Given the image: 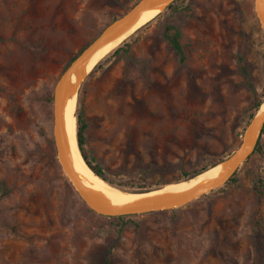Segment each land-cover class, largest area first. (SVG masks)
<instances>
[{"label": "rangeland", "instance_id": "1", "mask_svg": "<svg viewBox=\"0 0 264 264\" xmlns=\"http://www.w3.org/2000/svg\"><path fill=\"white\" fill-rule=\"evenodd\" d=\"M138 1L0 0V264H264V127L225 186L123 220L90 210L59 167L55 86ZM168 25L183 64L159 42ZM125 44L127 65L112 56ZM77 98L84 154L114 184L151 189L227 161L264 102L254 0H179L102 58Z\"/></svg>", "mask_w": 264, "mask_h": 264}, {"label": "water", "instance_id": "2", "mask_svg": "<svg viewBox=\"0 0 264 264\" xmlns=\"http://www.w3.org/2000/svg\"><path fill=\"white\" fill-rule=\"evenodd\" d=\"M177 0H140L138 1L129 11H127L123 16L117 18L112 23H110L101 34L86 48L84 51L68 66V68L63 72L60 79L58 80L53 95V139L56 148V156L59 167L67 179L70 186L74 189L76 194L80 197L82 202L94 213L99 216L107 218H122L134 215H144L150 213H158L163 211H168L182 207L186 204L193 202L194 200L201 198L203 196L209 195L213 191L225 186L235 173L239 170L242 164L246 161L249 154L253 151L258 136L261 134L264 127V112L259 113L263 105H261L257 114L250 121L244 133L242 135L241 143L237 150L232 154V156L224 162H229V167L226 169L224 175L211 183H205L198 185L189 191L175 195L165 201L157 204H146V205H129L125 208H112L104 204L98 203L92 200L81 181L79 180L77 174L72 168L70 159L68 157L67 149L65 148V143L62 133V110H63V96L66 88L67 80L69 76L85 64L92 55L102 46L110 42L113 38L125 32L128 27L132 24L136 16L152 8H160L162 11L168 8ZM254 10L257 21L264 34V5L263 0H254ZM161 11V12H162ZM253 140L250 151L248 152L249 144ZM79 148V147H78ZM221 162V163H224ZM220 164V163H219ZM204 173V172H203ZM201 173V174H203ZM198 174L188 180L181 182H173L172 184H179L182 182L190 181L198 177ZM107 183V182H106ZM112 188L117 189L124 194H144L150 191L145 190L141 193H135L114 187L107 183ZM167 186V185H166ZM165 187V186H163ZM162 187V188H163ZM157 190V189H155Z\"/></svg>", "mask_w": 264, "mask_h": 264}, {"label": "bare ground", "instance_id": "3", "mask_svg": "<svg viewBox=\"0 0 264 264\" xmlns=\"http://www.w3.org/2000/svg\"><path fill=\"white\" fill-rule=\"evenodd\" d=\"M161 11L160 8H152L139 13L125 32H122L110 42L100 47L85 64L69 76L64 91L62 133L72 168L87 191L89 197L98 203L112 208L121 209L133 204L146 205L160 203L175 195L189 191L198 185L211 183L220 179L229 167V162L220 163L190 181L167 185L162 189L144 194H124L117 189L112 188L101 178L97 177L87 166L78 148L75 114L78 99L77 93L81 84L93 72L95 66L102 58L110 54V52L117 46L132 37L143 25L157 18ZM262 112H264V103L259 113ZM252 143L253 140L249 144L248 152L250 151Z\"/></svg>", "mask_w": 264, "mask_h": 264}, {"label": "trees", "instance_id": "4", "mask_svg": "<svg viewBox=\"0 0 264 264\" xmlns=\"http://www.w3.org/2000/svg\"><path fill=\"white\" fill-rule=\"evenodd\" d=\"M179 0L175 1L172 5H170L168 8H172V6L178 2ZM136 4V3H135ZM134 6V5H133ZM132 6V7H133ZM131 7V8H132ZM158 39H159V42L162 40L164 42L167 43L168 47L171 49V51H173L176 56L178 57L179 59V62L180 63H184L185 60H186V57H185V53L183 51V46L181 44V36H180V32L178 31L177 28H175L174 26H171V25H168L164 32L162 33L161 36H159L158 34ZM88 47V46H87ZM87 47H85L84 49H86ZM84 49L79 52L76 56H74L72 59H71V63L84 51ZM113 57H117L119 61H124L125 62V65L129 64L131 59H132V52L131 50L129 49V45L128 44H125L123 47H120L118 48L116 51L113 52L112 54ZM70 63V64H71ZM132 65L134 66H140L142 65V62H136V63H132ZM68 68V67H67ZM94 71V70H93ZM125 99V98H124ZM262 105V101H259L256 105V112L255 114L252 116L254 117L257 112L259 111L260 107ZM76 118H77V124H78V130H77V142H78V145H79V150L83 156V159L84 161L86 162L87 166L91 169V171L99 178H101L103 181L109 183L110 185L114 186V187H118L120 189H124V190H127V191H131V192H134L135 193H138V192H142V191H145V190H129L127 188H124L118 184H114L112 183L111 181L107 180L105 178V176L103 175V170L100 166H95L93 164H91L86 155L84 154V151H83V136H82V131H83V120H82V114L78 113L76 115ZM193 122H194V132L195 134H198L200 132H202L203 130H205L204 126H202L201 124L198 123V121L196 119H192ZM144 161H145V158H144V155L140 152V151H137L136 153V157H135V162L137 163L136 166H138L140 168V164L143 163L144 165ZM166 162V161H165ZM167 164V163H166ZM217 164L211 166V167H205L193 174H188V173H183V176L181 178H179L178 180L174 181V182H181V181H185V180H188L198 174H201L203 172H206L208 171L209 169H211L212 167L216 166ZM157 169H160L162 170L163 167H160L158 166ZM233 178V177H232ZM173 182H167V183H161L159 185H157L156 187L154 188H151V189H146L148 191H154L155 189H162L163 186H166L168 184H171ZM164 188V187H163ZM124 217L122 218H118V220H123Z\"/></svg>", "mask_w": 264, "mask_h": 264}]
</instances>
